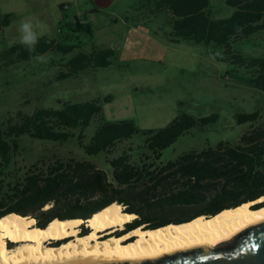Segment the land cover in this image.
I'll return each mask as SVG.
<instances>
[{"label": "rangeland", "instance_id": "374dc122", "mask_svg": "<svg viewBox=\"0 0 264 264\" xmlns=\"http://www.w3.org/2000/svg\"><path fill=\"white\" fill-rule=\"evenodd\" d=\"M96 5V0H0V23L4 16L13 15L10 25L0 31V127L20 123L22 116L39 109L59 110L65 103L100 101L103 112L84 131L85 146L103 122L132 121L140 133L121 141L112 154L96 156L86 154L76 138L54 142L23 136L19 153L6 170L9 176H22L36 163L75 159L96 164L111 179L107 158L128 153L131 163H138L152 156L143 133L166 128L184 114L196 119L216 115L218 120L191 129L165 149L160 160L164 164L184 154L215 149L220 143H237L252 126L240 125L239 115L258 112L260 119L253 125L264 124V92L253 86L246 69L224 60V49L214 44L171 42V17L166 11L152 16V0H113L103 8ZM234 11L226 0H209L206 10L212 19H227ZM24 19L37 26L39 38L76 48L69 54L50 51L43 55V61L34 58L6 67L1 55L21 45L18 27ZM76 20L86 22L91 34L75 33ZM97 49L115 50L110 67L51 83L66 72L65 64L77 54ZM232 51L247 59L264 58V31L233 42ZM123 58L128 59L123 62ZM106 97L111 98L109 103L104 102ZM179 215L170 212L157 217Z\"/></svg>", "mask_w": 264, "mask_h": 264}, {"label": "trees", "instance_id": "16d2710c", "mask_svg": "<svg viewBox=\"0 0 264 264\" xmlns=\"http://www.w3.org/2000/svg\"><path fill=\"white\" fill-rule=\"evenodd\" d=\"M152 1V16L166 11L171 17V42L214 44L224 49V60L236 68L246 69L253 86L264 92V58L247 59L232 51L233 42L264 31V0H226L235 10L227 19H212L207 14L209 0ZM12 17V14L3 17L0 31L10 25ZM74 25L75 33L91 34L86 22L76 20ZM75 48L41 37L35 51L30 53L17 45L1 57L9 67L50 51L69 54ZM115 56L113 49L79 53L65 64L66 72L59 73L51 83L77 77L87 70L108 68ZM110 100L106 97L104 102ZM102 112L100 101L65 103L62 109H39L32 115L22 116L20 123L9 122L0 127V219L10 214L34 217L38 227L45 228L55 219L87 220L117 203L126 213L137 215L131 225L153 230L188 223L201 216L214 217L264 197V124L253 125L260 119L258 112L237 117L240 125L252 124L237 143H220L215 149L184 154L166 164L160 161L165 149L191 129L215 123L218 117L196 119L184 114L166 128L144 132L145 146L152 156L138 163H131L128 153L107 158L112 168L111 179L96 164L75 159L56 160L48 165L36 163L17 177L6 172L19 153L23 136L54 142L76 138L86 154L96 156L112 154L121 141L140 133L132 121L103 122L85 146L84 131ZM73 130L80 132L76 134ZM47 206L51 208L43 212ZM170 212L181 215L157 217Z\"/></svg>", "mask_w": 264, "mask_h": 264}, {"label": "bare ground", "instance_id": "6f19581e", "mask_svg": "<svg viewBox=\"0 0 264 264\" xmlns=\"http://www.w3.org/2000/svg\"><path fill=\"white\" fill-rule=\"evenodd\" d=\"M260 203H264V197L214 217L201 216L155 230L140 227L120 237L116 235L137 215L126 213L117 203L87 220L55 219L45 228L38 227L33 218L10 214L0 219V264L144 262L175 252L215 249L264 222V208L251 210ZM83 225L89 233L81 236Z\"/></svg>", "mask_w": 264, "mask_h": 264}, {"label": "water", "instance_id": "95a60500", "mask_svg": "<svg viewBox=\"0 0 264 264\" xmlns=\"http://www.w3.org/2000/svg\"><path fill=\"white\" fill-rule=\"evenodd\" d=\"M263 208L264 203H260L255 204L251 210L259 211ZM76 264H264V222L250 227L232 242L223 243L215 249L203 248L175 252L160 259L144 262H90Z\"/></svg>", "mask_w": 264, "mask_h": 264}, {"label": "clouds", "instance_id": "9594fccd", "mask_svg": "<svg viewBox=\"0 0 264 264\" xmlns=\"http://www.w3.org/2000/svg\"><path fill=\"white\" fill-rule=\"evenodd\" d=\"M37 26H34L33 22L30 19L21 20L19 23V43L27 48L31 53L35 51V47L39 42V34L36 30ZM35 59L38 61H43V56H36Z\"/></svg>", "mask_w": 264, "mask_h": 264}, {"label": "flooded vegetation", "instance_id": "af4514ba", "mask_svg": "<svg viewBox=\"0 0 264 264\" xmlns=\"http://www.w3.org/2000/svg\"><path fill=\"white\" fill-rule=\"evenodd\" d=\"M97 2V8H103V7H107L111 4V0H96ZM141 227H145V226H141ZM137 228H140V227H135L134 225H125L124 229L122 231L119 232V234H117L116 236H123L125 234H128V233H131L133 230H136ZM81 233L80 235L81 236H84L86 234L89 233V229H86L85 226H82L81 227ZM134 241V239L130 240L126 245H128L129 243H132ZM11 247V245H10ZM132 262H135V261H132Z\"/></svg>", "mask_w": 264, "mask_h": 264}, {"label": "crops", "instance_id": "0c3cea01", "mask_svg": "<svg viewBox=\"0 0 264 264\" xmlns=\"http://www.w3.org/2000/svg\"><path fill=\"white\" fill-rule=\"evenodd\" d=\"M112 2H113V0H111V4H112ZM129 28H130V29H132V30L134 29V28H133V26H131V27H129ZM126 59H128V58H126ZM126 59H125V58H123V59H122V60H123V62L127 61Z\"/></svg>", "mask_w": 264, "mask_h": 264}]
</instances>
